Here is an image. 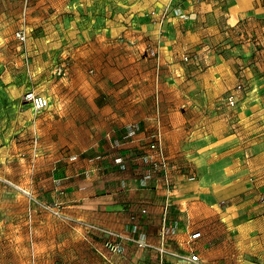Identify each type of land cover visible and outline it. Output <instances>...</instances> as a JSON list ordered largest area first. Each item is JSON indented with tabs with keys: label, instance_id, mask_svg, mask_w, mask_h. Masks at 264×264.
<instances>
[{
	"label": "crops",
	"instance_id": "obj_1",
	"mask_svg": "<svg viewBox=\"0 0 264 264\" xmlns=\"http://www.w3.org/2000/svg\"><path fill=\"white\" fill-rule=\"evenodd\" d=\"M68 1L80 17L66 19L77 29L68 32L66 42L73 39L79 47L76 53L69 42L64 54L96 64L97 57L111 56L124 43L131 69L151 64L161 73L150 85L155 99H136V106L156 108L125 118L113 115L111 126L93 134L89 146L66 153L43 143L39 120L31 105L23 104L28 124L11 148L28 155L24 168L32 175L31 190L44 203L58 204L62 217L108 262L117 255L140 264H264V0ZM234 35L238 46L229 49L225 45ZM195 51L204 62H182ZM101 69L106 75L76 77L70 84L107 87L111 61ZM238 84L243 90H235ZM22 92L8 91L11 106L20 104ZM230 95L233 107L227 105ZM181 107L185 110L177 112ZM155 138L175 165L169 193L143 158ZM17 162L26 164L19 157ZM91 227L148 247L127 243L110 255ZM196 232L201 237L190 244ZM190 253L199 261H190Z\"/></svg>",
	"mask_w": 264,
	"mask_h": 264
},
{
	"label": "rangeland",
	"instance_id": "obj_2",
	"mask_svg": "<svg viewBox=\"0 0 264 264\" xmlns=\"http://www.w3.org/2000/svg\"><path fill=\"white\" fill-rule=\"evenodd\" d=\"M79 17L68 0H0V112L5 113L4 126L0 127V264H140L123 257L117 259V255L108 262L87 244L74 229L75 225L50 213L45 208L49 205L30 188L32 175L29 168H24L28 165V155H19L18 146L11 148L28 124L27 110L23 108V95L27 90L48 98L45 109L35 112L30 107L35 114L33 118L40 123V139L46 145L55 143L66 153L89 146L93 134L111 126L113 115L125 118L156 108L155 104L154 107L136 106V99L143 95L155 99L156 93H150L154 89L150 85L153 79H160L161 73L151 64L131 69L126 61L130 49L124 43L119 42L114 47L118 51L111 56L97 57L96 64H92V60L80 61L81 58L77 62L64 54L63 48L69 42L77 53L79 46L76 47L75 40L66 42L68 32L77 29H71L65 21ZM18 30L25 34L23 42L15 38ZM236 41L234 35L225 46L236 48ZM199 55L198 66L205 61L204 55L200 52ZM109 60L114 71L107 74L112 78L107 87L94 88L89 84L79 88L70 84L76 77L93 80L96 75H106L101 66ZM182 62L185 63L183 58ZM75 64L78 69L72 72ZM59 67H65V76L63 72L58 73ZM65 78L69 79L67 84ZM181 78L190 79V76ZM14 89L23 92L20 104L11 106L8 91ZM184 90L182 88L179 94L181 102L186 100ZM132 95L135 97L131 98ZM62 98L64 102L59 104ZM176 110L182 112L185 108ZM18 157L26 164H19Z\"/></svg>",
	"mask_w": 264,
	"mask_h": 264
},
{
	"label": "built area",
	"instance_id": "obj_3",
	"mask_svg": "<svg viewBox=\"0 0 264 264\" xmlns=\"http://www.w3.org/2000/svg\"><path fill=\"white\" fill-rule=\"evenodd\" d=\"M15 38L23 42L25 40V34L22 30H18L15 32ZM145 49V53H146ZM183 61L185 63L188 62H194V63H199L200 62V55L199 52H191L183 57ZM59 74L63 72V75L65 76V67H59L57 70ZM237 91L243 90V86L241 84H238L235 88ZM227 105L230 107H233L235 105V100L232 95L227 97ZM23 101L26 104L31 105L34 111H41L45 109L48 106V99L43 96L36 94L33 91H27L23 95ZM34 145H37V141H34ZM143 158H147L150 160L149 167H150V173L151 176L160 181L167 192L172 191L173 187V181H172V172L175 168L174 163H172L169 159H167L163 153L161 143L159 142L158 138H155V141H152L149 146H148V152H146L143 155ZM27 196L30 197V199L35 200L34 197L30 193H26ZM262 204H264V199L261 201ZM50 213L54 214L57 217H62L60 208L58 204H53L45 207ZM142 213H146V210L143 209ZM165 215V214H164ZM132 220L135 219V216L131 217ZM94 227H91L93 229ZM93 230H97L98 232V239L100 242V245L102 249L110 254V255H115L121 253L123 250V247L126 246L127 243H132L134 244L137 248H146L148 247L147 244H145L142 241H139L133 237L122 235L119 233H115L112 231H108L105 229H99V228H94ZM201 234L199 232L193 233L189 236V243L192 244L196 240L200 239ZM158 253L160 256L165 254V251L162 246H160L157 249ZM171 255V254H169ZM175 256V255H172ZM189 260L193 262L199 261L198 255H195L193 253H190L189 255Z\"/></svg>",
	"mask_w": 264,
	"mask_h": 264
},
{
	"label": "water",
	"instance_id": "obj_4",
	"mask_svg": "<svg viewBox=\"0 0 264 264\" xmlns=\"http://www.w3.org/2000/svg\"><path fill=\"white\" fill-rule=\"evenodd\" d=\"M171 257H174V256L171 255Z\"/></svg>",
	"mask_w": 264,
	"mask_h": 264
}]
</instances>
